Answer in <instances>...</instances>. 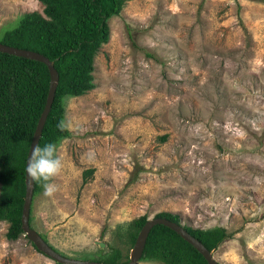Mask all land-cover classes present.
I'll return each instance as SVG.
<instances>
[{
  "label": "rangeland",
  "instance_id": "374dc122",
  "mask_svg": "<svg viewBox=\"0 0 264 264\" xmlns=\"http://www.w3.org/2000/svg\"><path fill=\"white\" fill-rule=\"evenodd\" d=\"M42 8L0 0V33ZM108 23L95 88L65 100L64 167L52 196L35 195L32 229L61 255L116 247L127 261L131 223L165 211L225 228L218 264H264V0H126ZM7 227L0 264H56Z\"/></svg>",
  "mask_w": 264,
  "mask_h": 264
},
{
  "label": "trees",
  "instance_id": "16d2710c",
  "mask_svg": "<svg viewBox=\"0 0 264 264\" xmlns=\"http://www.w3.org/2000/svg\"><path fill=\"white\" fill-rule=\"evenodd\" d=\"M39 1L43 5L42 11L30 10L20 15L15 26L0 33V43L37 52L53 62L59 80L37 145L43 148L48 143H54L57 147L69 135L67 129L61 131L58 128L61 121L65 123V100L82 96L95 88L93 58L109 38L108 19L120 13L126 0ZM49 79V72L42 62L0 52V221L8 224L5 233L8 241H16L23 235L21 214L25 159L35 124L45 104ZM92 172L93 168L81 172L82 183ZM133 181L135 176L128 183ZM32 182L33 202L35 195L44 189L45 182L33 179ZM155 218L180 223L179 215L171 212L163 211ZM31 221L29 217L32 228ZM146 221L147 217L141 216L131 223V246ZM183 227L209 251L215 250L231 236L219 226L208 229ZM40 236L47 241L43 235ZM120 255L119 248L112 247L104 256L107 259H93L125 261L120 259ZM142 260L163 264H206L203 256L191 244L162 225L150 230L139 261Z\"/></svg>",
  "mask_w": 264,
  "mask_h": 264
},
{
  "label": "water",
  "instance_id": "95a60500",
  "mask_svg": "<svg viewBox=\"0 0 264 264\" xmlns=\"http://www.w3.org/2000/svg\"><path fill=\"white\" fill-rule=\"evenodd\" d=\"M0 52L7 53V55H11L14 57H20L28 60H36L42 62L49 72V86L48 92L45 100L44 107L40 113L37 124H35V128L32 134V138L29 144V148L27 151L25 166H24V203L22 207L21 214V228L23 232V236L34 246V249L40 253L41 255H46L51 258L54 262H59L63 264H138L140 257L142 256V251L144 250L145 243L148 237L150 230L156 225L166 226L173 231H175L181 238L191 244L196 251L203 256L206 261V264H218L217 261L213 258L211 251H209L201 241L192 236L190 233L185 230L181 223H176L167 218H153L147 220L139 231L136 240L132 249H130L127 261H119V262H105L94 259H79L74 257H69L65 255H61L56 252L53 247L43 239L42 236L39 235L38 232L33 230L29 226V217H30V208L32 204V190H33V182L30 175L26 172V168L28 165V161L31 158L32 152L34 148L37 146V141L39 139L41 129L43 124L46 121L47 115L50 111L57 83L59 80L58 72L53 67V62L42 56L37 52H30L20 49H15L12 47H8L5 44L0 43ZM100 247H103L105 244L103 242H96Z\"/></svg>",
  "mask_w": 264,
  "mask_h": 264
},
{
  "label": "clouds",
  "instance_id": "9594fccd",
  "mask_svg": "<svg viewBox=\"0 0 264 264\" xmlns=\"http://www.w3.org/2000/svg\"><path fill=\"white\" fill-rule=\"evenodd\" d=\"M58 128L64 131L66 128L72 130L71 124L66 125L63 121L58 124ZM57 148L54 143H48L43 148L38 145L34 148L31 158L28 161L26 172L34 181H44V195L52 196L57 191V186L48 183L54 177H57L64 165L62 158L57 154Z\"/></svg>",
  "mask_w": 264,
  "mask_h": 264
}]
</instances>
